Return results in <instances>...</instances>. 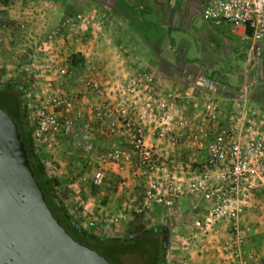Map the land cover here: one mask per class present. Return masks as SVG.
<instances>
[{"label":"built area","instance_id":"2783aa9c","mask_svg":"<svg viewBox=\"0 0 264 264\" xmlns=\"http://www.w3.org/2000/svg\"><path fill=\"white\" fill-rule=\"evenodd\" d=\"M201 15L229 24L253 50L264 44V0H211ZM50 30L41 62L19 67L27 79L33 149L44 155L61 140L81 139L89 153L94 133H105L112 140L97 165L84 167L85 180L100 187L108 169L144 174L140 212H169L178 200H199L204 206L179 234L178 249L199 252L201 240L217 236L229 264H257L253 255L245 257L252 234L245 218L256 197L264 202V129L247 99L231 103L223 114L215 100L195 101L190 92L163 86L148 69L103 74L85 35L103 34V23H92L82 12ZM68 84L75 85L73 92ZM176 150H202L206 158L197 164L170 158ZM68 212L83 228L108 227L76 205Z\"/></svg>","mask_w":264,"mask_h":264},{"label":"rangeland","instance_id":"374dc122","mask_svg":"<svg viewBox=\"0 0 264 264\" xmlns=\"http://www.w3.org/2000/svg\"><path fill=\"white\" fill-rule=\"evenodd\" d=\"M183 1L185 0H0V84L6 80H14L19 85H26L25 78L19 73V67L31 62H41L44 56L42 42L50 29L63 17L82 12L92 23H103V34L96 35V44L93 45L94 48L99 43V53L102 54V49L107 48V37L111 38V43L116 47H122L125 43L119 49L123 59H119L120 70L136 72L148 69L146 64L151 62L150 55L160 52V43L181 37L182 41L177 42L186 44L187 41L195 40L192 43L198 52L206 51L209 55L205 58L208 57L213 71L207 77L208 82L216 87L225 84L232 95L235 94L234 90L237 91L236 94L240 92L243 94L240 100L244 95L247 96L250 89L264 90V47L260 45L259 50H253L250 42L236 38L225 22L196 18L193 5H188L187 0V6L183 8ZM195 2L196 7L204 4L201 0L193 1ZM199 58L193 62L201 72L203 56ZM230 72L236 75L233 84H230L232 87L221 80L224 73ZM215 73H222L223 76L214 77ZM181 82L179 84L184 88L193 89ZM260 97H256L255 101L261 108L256 109L251 105L250 108L255 111L254 115L264 129V97ZM237 101L238 99H234L231 103ZM26 116L29 126V114L26 113ZM44 156L48 155L42 154L43 160ZM175 217L173 213L161 225L156 224L167 231L164 264H187L191 260V254L180 252L177 240L181 231L188 227V222ZM152 226H155V222L141 221L122 235L116 230L111 231L112 229L105 232L97 231L96 228L89 230L118 238V235H130L139 227ZM201 254L199 252L196 256ZM124 263L143 264L136 255L125 256Z\"/></svg>","mask_w":264,"mask_h":264},{"label":"crops","instance_id":"0c3cea01","mask_svg":"<svg viewBox=\"0 0 264 264\" xmlns=\"http://www.w3.org/2000/svg\"><path fill=\"white\" fill-rule=\"evenodd\" d=\"M186 1L187 0L183 1V8L187 6V4L193 5V9L196 11V18L200 19L202 18V9L211 0H201L204 4L198 7L194 6L196 2L193 3V1L198 0H188L187 4ZM185 16L188 15L186 14ZM227 25L236 38H240L242 41H249L250 45H252L249 39L238 34L229 24ZM85 35L89 38L87 46L93 48L97 38L95 36L93 37L90 32H85ZM179 40L182 41L181 37H174L171 41L167 39L159 44V47H161L158 48L160 52L157 51L156 55L146 54L152 57V63L146 64L148 70L152 71L160 79L163 86L173 90L187 92L191 88L186 89L179 84L181 81L185 82L188 87L193 88L189 92L194 96L195 101L213 99L218 102L222 113L226 114L231 106V101L242 98L243 94H240V92L236 94L237 91L234 90L235 94L232 95L229 87L225 84L221 85V87H216L212 82H208V78L213 71L210 68L208 57L205 58L209 55L206 51H202L201 53L198 52L192 43L195 40H190V42L187 41L186 44L177 42ZM105 42L107 48L102 49V54L98 52L100 49L99 43L93 48L96 53L94 61L102 68L103 74L111 69L117 70V72L125 70L118 69V67H121L119 59L121 58L120 56H122L119 49H121L125 43L122 47H116L111 43L110 37H107ZM262 46L264 47V44H262ZM169 52L170 55H168ZM130 55L132 56L131 52ZM166 55L171 57H165ZM200 55L203 56L201 72L197 70L194 64L196 59H200ZM121 60L123 59L121 58ZM219 75L223 76L222 73H215L214 77H218ZM235 76L236 75L231 72L224 73L221 80L232 85ZM67 89L69 92H73L75 85L68 84ZM232 89L233 88H231V90ZM260 91L261 94H259ZM260 95H262V98L264 97L263 88L255 91L253 88L249 90L247 94L248 97L246 95H244V97L250 103L251 107L260 109V104L255 101L258 97L261 98ZM111 140L112 138L108 135L97 130L90 141L92 148L89 153L84 152V141L81 139L75 141L61 140L56 149L51 153H46L48 156H44L45 158L43 161L46 163L45 166L48 165V169H46L48 176L57 180L56 191L66 209L69 210L72 206L76 205L79 207V210L86 212L89 216L95 219H104V223L107 224L108 227H100L97 231L105 232L107 229H112L111 231L116 230L121 233V235L141 221L155 222V226L161 225V223L168 219L173 213L174 217L178 216L186 220L189 224L195 212L203 208V202L192 200V198H184L177 201L173 211L168 212L162 210V212L159 213L140 212L138 206L142 199L143 188L146 185V176L144 174H135L127 169L124 172L108 169L105 171L104 182L100 187H94L89 180L83 178L82 172L84 167L97 165L99 154L105 150ZM169 154L170 153H168V155ZM172 157H174L175 160L185 162L191 161L197 164L203 163L206 155L202 150L192 152L176 150L174 154H171L170 158ZM254 201V209L251 210L249 216L245 218L252 228V234L246 244L245 257L249 260V257L253 255L257 259L255 263L261 264L264 260V202L257 197ZM121 235L118 236L122 237ZM220 236L223 237L224 234L222 233ZM218 244L219 237L217 236L201 240L199 252L202 254L196 256L197 253H199L197 251L189 253V255L191 254V260H189L187 264H229L225 255L219 250ZM250 261H252V259Z\"/></svg>","mask_w":264,"mask_h":264},{"label":"water","instance_id":"95a60500","mask_svg":"<svg viewBox=\"0 0 264 264\" xmlns=\"http://www.w3.org/2000/svg\"><path fill=\"white\" fill-rule=\"evenodd\" d=\"M0 264H110L53 217L16 125L0 107Z\"/></svg>","mask_w":264,"mask_h":264},{"label":"trees","instance_id":"16d2710c","mask_svg":"<svg viewBox=\"0 0 264 264\" xmlns=\"http://www.w3.org/2000/svg\"><path fill=\"white\" fill-rule=\"evenodd\" d=\"M26 80L25 76H23ZM26 85L14 80L0 84V107L14 121L20 141L23 142L26 158L31 172L41 189L44 201L53 217L65 229L67 234L79 244L95 250L104 256L110 264H125L124 257L136 255L143 264H164L167 231L162 226L139 227L130 235L107 237L83 228L68 212L56 191L57 180L50 178L46 163L34 149L29 134L25 111Z\"/></svg>","mask_w":264,"mask_h":264},{"label":"flooded vegetation","instance_id":"af4514ba","mask_svg":"<svg viewBox=\"0 0 264 264\" xmlns=\"http://www.w3.org/2000/svg\"><path fill=\"white\" fill-rule=\"evenodd\" d=\"M166 243V241L164 242V244Z\"/></svg>","mask_w":264,"mask_h":264}]
</instances>
